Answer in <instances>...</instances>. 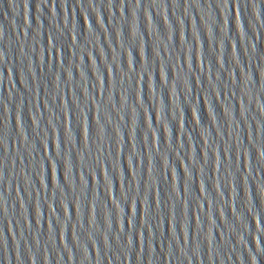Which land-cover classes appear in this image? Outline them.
I'll return each mask as SVG.
<instances>
[{"label": "water", "instance_id": "obj_1", "mask_svg": "<svg viewBox=\"0 0 264 264\" xmlns=\"http://www.w3.org/2000/svg\"><path fill=\"white\" fill-rule=\"evenodd\" d=\"M0 264H264V0H0Z\"/></svg>", "mask_w": 264, "mask_h": 264}]
</instances>
